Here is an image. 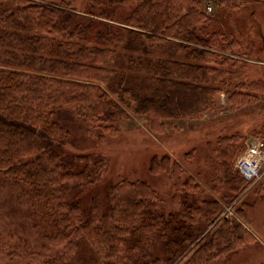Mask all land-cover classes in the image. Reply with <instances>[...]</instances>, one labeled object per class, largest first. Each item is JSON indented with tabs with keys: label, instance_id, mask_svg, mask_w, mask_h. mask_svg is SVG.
<instances>
[{
	"label": "trees",
	"instance_id": "16d2710c",
	"mask_svg": "<svg viewBox=\"0 0 264 264\" xmlns=\"http://www.w3.org/2000/svg\"><path fill=\"white\" fill-rule=\"evenodd\" d=\"M93 1L77 11L65 0H0V183L23 200L39 241L0 248V264H78L86 249L96 264H214L264 246V185L234 166L240 133L218 138L205 185L188 158L164 155L150 173L170 177L169 198L125 179L105 211L85 206L80 194L109 161L69 150L76 121L101 139L133 118L164 134L222 109L220 95L235 109L264 96L262 80L234 70L253 46L199 0H143L120 20Z\"/></svg>",
	"mask_w": 264,
	"mask_h": 264
},
{
	"label": "rangeland",
	"instance_id": "374dc122",
	"mask_svg": "<svg viewBox=\"0 0 264 264\" xmlns=\"http://www.w3.org/2000/svg\"><path fill=\"white\" fill-rule=\"evenodd\" d=\"M77 11H84L94 4L92 0H65ZM143 0H105L96 5V12L104 11L115 19H124ZM201 8L217 19V24L228 30L246 44L249 59L244 64L237 62L234 70L238 80L264 82V0H199ZM206 2L213 6L211 12L206 10ZM247 57V56H246ZM237 80V81H238ZM222 109L202 120L178 122L177 128H170L164 134L152 129L145 118H133L122 125L116 136L101 139V133L93 131L87 122L76 121L73 125L72 143L68 148L72 152L102 154L109 161V172L101 180L80 194L86 207L100 204L106 210L111 188L122 180L147 181L155 190L170 197L171 179L167 175L155 176L150 173V164L155 157L169 155L174 159L190 161L185 165L189 173L205 185V177L211 173L209 163L214 157V149L219 137L240 133L245 137V147L235 161L244 156L251 138L264 139V96L256 103L235 109L225 94L218 97ZM194 151L193 155H187ZM261 182V181H260ZM259 182V183H260ZM264 185V178L262 179ZM258 183L253 184L252 186ZM6 182L0 183V248L16 245L18 247L36 246L37 236H30L28 230L25 203L15 194ZM251 186V187H252ZM209 191V187H208ZM229 209V208H227ZM226 209V210H227ZM103 211V212H104ZM230 211V209H229ZM28 248V247H27ZM264 246L251 245L232 262L214 264H263ZM78 264H96L95 255L87 249L82 253Z\"/></svg>",
	"mask_w": 264,
	"mask_h": 264
},
{
	"label": "built area",
	"instance_id": "2783aa9c",
	"mask_svg": "<svg viewBox=\"0 0 264 264\" xmlns=\"http://www.w3.org/2000/svg\"><path fill=\"white\" fill-rule=\"evenodd\" d=\"M210 4L207 5L208 11L213 10ZM236 168L251 183L262 181L264 178V140L262 138L249 140L247 150L244 156L237 161Z\"/></svg>",
	"mask_w": 264,
	"mask_h": 264
},
{
	"label": "bare ground",
	"instance_id": "6f19581e",
	"mask_svg": "<svg viewBox=\"0 0 264 264\" xmlns=\"http://www.w3.org/2000/svg\"><path fill=\"white\" fill-rule=\"evenodd\" d=\"M236 170H237V168H236ZM237 172L239 173V171L237 170ZM240 174V173H239ZM241 175V174H240ZM242 176V175H241ZM243 177V176H242ZM244 178V177H243ZM245 179V178H244ZM246 180V179H245ZM248 181V180H247ZM248 182H250V181H248ZM260 182V181H259Z\"/></svg>",
	"mask_w": 264,
	"mask_h": 264
}]
</instances>
